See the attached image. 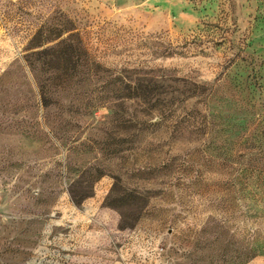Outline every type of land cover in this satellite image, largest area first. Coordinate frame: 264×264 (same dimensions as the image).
Segmentation results:
<instances>
[{"label":"rangeland","instance_id":"1","mask_svg":"<svg viewBox=\"0 0 264 264\" xmlns=\"http://www.w3.org/2000/svg\"><path fill=\"white\" fill-rule=\"evenodd\" d=\"M0 264H264V0H0Z\"/></svg>","mask_w":264,"mask_h":264},{"label":"trees","instance_id":"2","mask_svg":"<svg viewBox=\"0 0 264 264\" xmlns=\"http://www.w3.org/2000/svg\"><path fill=\"white\" fill-rule=\"evenodd\" d=\"M62 35H63V34H62ZM62 35L60 34L59 37L62 36ZM72 35H73V33H70V34H69V38H68L69 40L63 38V40H62L61 42L65 43V42H67V41H71V39H72ZM255 170H256L257 172L260 171V169H258V168H256Z\"/></svg>","mask_w":264,"mask_h":264}]
</instances>
